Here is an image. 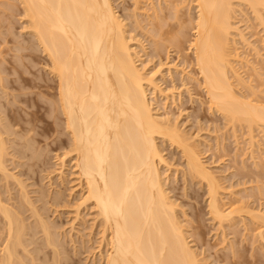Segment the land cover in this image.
<instances>
[{
	"label": "bare ground",
	"instance_id": "bare-ground-1",
	"mask_svg": "<svg viewBox=\"0 0 264 264\" xmlns=\"http://www.w3.org/2000/svg\"><path fill=\"white\" fill-rule=\"evenodd\" d=\"M112 1L7 0L3 1V4L0 3L2 8L4 7L2 9L0 5V43L6 45L2 47H8L4 54L3 48H0V264H69L73 260L69 261L71 256L68 260L66 257L69 254L63 252L65 245L61 244V238L59 240L56 233L59 226L55 228L54 223H50V220L47 221L44 217L47 215L44 214L46 208L43 207L46 193L40 194L38 200L36 198V201H32L28 189L26 190L27 186L23 183L24 180H20L18 175L12 173L11 167L9 168V166L18 168L14 165L19 164V167L23 166L22 161L14 164L16 160H27L34 164L40 161L43 152H39L34 146L35 143H39L35 138L39 135L43 140L49 139L50 136H53L51 137L53 139L58 135L59 142L56 141L68 148L63 149L60 146V151L66 150L60 161L64 164L66 157L73 161L76 177L82 192L84 191L80 207L90 204L93 210H96L94 217L96 221L99 220L97 226L101 229L100 246L103 244L106 247L105 256H100L102 264L202 263L189 245L190 232L186 231V227L177 218L178 206L167 193L166 178H163L159 167L160 165L166 167L167 160L161 153L162 147H159L157 139L169 144L182 155L185 163L183 181L197 180L196 182L206 188V208L211 219L217 222L221 229L224 224L231 228L233 226L232 217L239 210H224L226 208L221 205L219 197L221 186L211 170L209 171L202 163L201 154L191 142L192 138L179 130L171 120L159 117L153 112L148 98L149 88L153 93L160 95L167 93H164L165 91L163 92L156 83L157 74L152 73L148 76L145 74V66L140 62L137 49L130 44L136 43L135 39L128 37L126 22L123 23L124 21L116 15ZM182 2H179V5ZM192 2L196 15L191 21L188 18L187 22L188 27L193 26L191 27L193 40L188 45L192 53L190 65L196 69L195 76L199 77L195 82L207 99L208 111L212 114L217 113L228 121L227 124L235 138L237 124L242 126L241 128L246 127L251 149L255 143H253L255 127L264 137V99L257 101L256 97L253 98L255 94L246 91L247 87L245 92L252 95L251 97L238 93L239 90L235 91L236 87H239V82L245 87L246 79L243 81L239 73L237 74L239 70H236L233 62H237L236 66L240 65L242 68V65L246 66L249 61L242 58L246 60H244L246 64L242 62L237 52L233 55L230 36L231 32L235 31L238 32L241 42L247 41L232 24L233 14H236L234 4L246 5L254 20L261 26V23H264L261 16L263 14L261 12H264V0H192ZM172 4L170 6H173ZM179 5L177 6L180 7ZM177 9L176 6H173V10L170 7V10L174 11L171 18L177 19L179 10ZM158 13L155 9L153 17H150L156 19L158 24L154 25V29L147 31L151 34L154 30L155 34L152 36L154 47L161 43L163 37L161 32L164 22L162 23L163 19L158 17ZM13 14L20 17L17 22H20L19 19L22 21L21 32L30 36L28 39H21L22 42L18 41L20 33L18 32L19 35L14 33L19 37L14 36L13 29L10 28L14 24L9 21L14 18ZM135 24H138L135 25L137 28L140 26L137 21ZM183 26L174 31L175 34L170 37L172 41L168 39V42H175L171 43L174 46L185 43H178L179 37L185 40L188 36ZM179 49L181 51V48ZM37 51L46 57L43 68L48 70V73L43 76H38L39 74L35 76V73L32 77V74L27 72L31 68H28L26 63L32 65L29 62L34 56L35 60L38 58ZM247 66L249 68V64ZM231 73H234V76ZM27 74L31 76L27 77ZM229 74L234 80L237 79L233 81L234 84L230 81ZM249 82L252 83L250 79ZM248 83L246 86L249 88ZM250 89L252 92V88ZM33 97L38 98V101L39 98H44L45 102H37ZM261 101L262 103H259ZM30 105L38 110L43 109L44 115L47 112L49 116L44 119L49 121L37 120L40 112L38 110L34 114L31 112L28 117L23 107L27 108ZM22 111L25 112V116L21 114ZM37 121L43 124V128L54 127L55 131L51 133L57 135L47 137L50 132L46 135V132L40 133V130H36V126L41 127L40 123L37 125ZM168 168L166 167V170ZM30 171L27 169V173ZM10 181H14L19 188L17 197L12 194V189L16 186L11 187ZM183 190L185 191L184 187ZM39 192L40 189L34 194ZM58 196L59 194H54L53 202L57 201ZM40 198L44 200L43 203ZM47 201L48 199L45 202ZM39 202L42 204L39 205L41 207L37 206ZM76 208L78 212L79 209ZM250 214L253 213H249L251 220L260 221L259 223L264 225L262 214ZM262 233L263 231L258 233L260 238ZM64 254L67 256L64 257Z\"/></svg>",
	"mask_w": 264,
	"mask_h": 264
},
{
	"label": "rangeland",
	"instance_id": "rangeland-1",
	"mask_svg": "<svg viewBox=\"0 0 264 264\" xmlns=\"http://www.w3.org/2000/svg\"><path fill=\"white\" fill-rule=\"evenodd\" d=\"M3 1L7 2V0ZM3 1L0 0V3L3 4ZM165 1L166 0H113L112 3H114V9L116 8V15L121 18L120 20L124 21L123 23L126 22L125 25H127L128 28V37H132L133 39H135L134 41L136 43L133 42L134 44H130L133 46V48L137 49L135 50L140 56V62H142V66H145V74L147 76L151 75L152 73L157 74L155 77L156 83L158 84V86H160L163 92L165 91L164 93H167V95H169L167 96L165 94L168 97L166 99L165 95L153 93V91L149 88L148 98L153 107V112L159 117L161 116L162 118H168L174 124H176L179 130H181L182 132L184 131L186 135H189V138H192L193 141L191 142L196 145L197 150L199 149V154H201L200 158H202V163L205 164V167L209 169V171L211 170L210 172L213 173L212 175L215 176L214 178L218 181L219 185L221 186L219 190V197L221 200V205L223 204V206L226 208L224 210L228 209L230 211L233 209H237L239 211L236 210L238 213L235 212L233 215L234 218L232 217L234 221L232 222V228L227 227V224H224L225 226L223 225L224 227H222L221 229L218 226L217 222L213 221L208 214L206 208V188H203L201 183L196 182L197 180H195V182H191L190 179L186 181L187 179L185 178V181L187 183L183 181V171L185 163L182 155H180V152L178 150L170 147L169 144L163 142L161 139H157L158 145H161H159V147H162L161 153H163L164 159L167 160L166 167L168 168L169 166L167 170L165 166H159L160 172L162 173V175H164L163 178H166L165 183L166 189H168L167 193L169 194V197L173 200V202L178 206L177 208H179H176L177 218H179V222L186 227H184L186 231L190 232V234L188 233V242L200 262H202L203 264H264V225L262 226L261 223H259L260 221L255 222L251 220V216H249V213H253L250 215L262 214L261 216L264 217L263 134L261 135L259 133V129L255 127L253 136L255 137L256 141L254 139V141L252 140L253 143H255L252 144L253 147H251V150L249 146V139L246 127L243 126V128H241L242 126L240 127V125L237 124V133L235 134V138L232 134L231 127L228 126V121L224 120V118L219 116V114H212L208 111L207 99H205L204 93L195 82L196 78L199 79V77L195 76L196 69L193 67L192 64L190 65V61H192V53L189 50L188 44H190V41L193 40V30L191 29V27L193 26L188 27L187 21L188 18L190 21L193 20L195 17L194 15H196L194 3L192 2V0H168L169 2L171 1L170 3H165ZM173 2L176 3L174 4ZM179 2L182 3L179 5ZM2 4H0L1 8ZM170 4H172L174 7L176 6L180 10L179 11L177 9L178 13L175 12L177 13V19H174V17L171 18V15L173 14L172 12L174 11H172L173 6H170ZM5 5L7 4L5 3ZM177 5H179L180 7H178ZM169 6L172 7V10H170ZM234 6L235 7L233 8L236 14H233L234 17L232 19L234 20L233 23L232 21L231 23L234 25L235 28H238L239 33L241 32L243 39H245V41L247 40L246 42L250 43H248L249 45H247L246 42H241V39L239 40L238 37V32H231L232 34L230 36V41L232 43L230 48L231 51H233V55L237 52L240 55L239 57L241 59L245 58L247 61H249V68H247V64L246 66L242 65V68L246 67L243 69L239 64L238 67L236 66L237 62H233L236 70H239L237 74L239 73L243 81H245V79L247 81H245V87L242 86L243 83L236 82L239 84V87H236L235 91L239 90L238 93L240 92L243 95L247 94V96L249 97L252 96L249 95L250 93H252L253 95L255 94L253 98L256 97L257 101L258 99L263 100L264 97L262 96H264V23L262 22L261 24L263 26H260V23L254 20L255 18L253 14L246 5L234 4ZM152 7H154L159 12L158 17H161L163 19L162 23L164 22L161 32V36H163L160 40L161 43L158 44V42L156 41L157 38H155V41L158 46L161 45L159 46L158 50V46L154 47L152 42L154 40V38H152V36L155 34L153 32L154 30L151 31L152 35L150 33H147L148 30H152V28L154 29V25L157 21L156 19L155 21L153 18H150L153 17L152 14L155 10ZM2 9H4V7ZM151 9L153 10V12ZM261 13H263L261 14L263 18H261L264 21V12ZM13 15V20L10 19L9 21L11 22V24L14 23L15 25L13 24L12 26H10V28L13 29V31L12 29L10 31H12L13 35L14 33L17 35H19L20 33V37L14 35L16 37H19V42L21 41V39H28L27 37L30 36H27L25 33L24 35L21 32L22 29H20V22L22 23V21L19 19L18 21L20 22H17V19L20 17H18V15L15 16V14ZM149 18L151 19V21ZM135 20L140 24L138 28L135 27V25L138 26V24H135ZM150 22H152V24ZM181 26H183V30H186V34L188 36L185 37V40H182L183 38L179 37V40L177 39L179 42H177L185 43H182L183 45L180 44V46L178 44L174 46L175 42H171L172 40L170 39V37L171 35L173 37V35L175 34L174 31L179 30V27ZM187 29L189 33L187 32ZM163 32L165 33L164 35H162ZM16 37L14 38L17 40ZM168 39H170L171 41L168 42ZM180 39L182 41H180ZM187 41L188 43H186ZM139 43L140 46H142L143 50H141L142 48H139ZM177 45L179 46V48H181V51L177 47ZM2 46L6 47V45H3V43L0 45V48H3L2 53L4 54L8 51V47L5 48ZM10 46L12 47L13 45ZM147 54L149 57L147 56ZM36 55L38 58H36L35 60L34 58L36 56H34V61L31 60L34 63H32L31 61L29 62V64L31 63L33 65V68L32 65H28V63H26L25 61L28 68H31H27L28 70H26L28 74H32V77H34L33 74L35 73V76H37V74H39L38 76H43L44 74L46 75V73H48V70H45V68H43V61L46 57L41 55L40 52ZM232 59L233 58H231V60ZM244 60L242 59L241 61L244 62ZM242 62L238 63L242 64ZM244 63L246 64V62ZM34 64H36V66ZM28 74L26 76L30 77L31 75L28 76ZM231 75L234 76V73H231ZM232 76L230 81L233 83V81H237V79L234 80ZM191 77L192 79H190ZM249 79L252 82H249L251 86L248 83ZM247 83L249 85V88L248 86H246ZM250 88H252V92L249 91L251 90ZM245 89L249 94L245 92ZM33 90L34 89H32V92ZM259 92H262V94H259ZM35 93H37V90L35 91ZM35 97L33 98L37 100V102H45L44 98H42L44 101H42L41 98H39L38 101V98L36 99ZM259 103H262V101ZM30 108H32L31 105L27 108L23 107L25 112H27L26 115L28 117H30L31 112H33L34 114L36 110H38L36 107L32 109ZM38 111H40L41 113L39 112L38 118H36L37 120L49 121L48 119H44L49 116L48 114H46L47 112L44 115L43 109ZM25 112L22 111L21 114L23 115ZM36 123L37 125H39L40 123L39 126L42 127L41 128L36 126V130H40V133L43 131L46 132V135L50 132L46 135L47 137H49V135H57L51 133L52 131H55L54 127H52L54 128V130L51 127L49 129L48 127L43 128V124L41 122L37 121ZM36 133H38V131ZM39 137L35 136V138H37L36 141L39 143H35L34 146L36 150L44 153H42L41 155L42 158L40 157V161H42H38L40 162V165L38 164V162L35 164L32 162L34 164L33 165L31 161L27 162V160L24 161L15 159L16 161H14V164H19L22 161L21 164L24 167H19L20 164H13L14 166H18V168H15L13 166H9V168L11 167L10 170L12 171V173L16 176L18 175L17 177L22 181L24 180L25 182L23 181V183L26 184L27 187L29 186L28 188L26 187V190L28 189V195L29 198H32V201H36V198L38 200L40 194L46 193L44 195V197H46L44 198V200L48 199V201L50 200L49 202L51 203H49L48 201L45 202L46 200L44 201L43 199H41L43 195L41 196L40 200L42 201V203L44 201V204L47 206L50 204L49 207H46L45 205L43 206L46 208L44 214H47L44 217L45 219L47 218V221L50 220V223H54V225H52L55 226V228L59 226L56 228V233L59 237V240L61 238V244L65 245H63V250L65 249L63 252L69 254L68 256L64 254V257L67 256L66 258L68 260L71 258L69 261L73 259L72 263L70 262L71 264H102L103 260L101 261V257L105 256L104 253L106 251V247L103 244L100 246L101 229L97 226L99 220H95L96 210H93L90 204H85L84 206L80 207L79 204H81L82 197H84V191L82 192V189L78 182V177H76L77 173L76 171H74L75 169L73 167V161H71V159L67 157L64 159V164H62V162L60 161V159L63 158L62 155L66 151H63L62 149L60 151V146L63 149L68 148L58 143V135L56 136V138L54 137L53 139L51 138L53 136H50L49 139H47L48 141L45 139H41L43 137H40V139H38ZM51 142H53L54 144H52ZM193 143H191V145ZM37 147H39V149ZM13 168H15V173L13 172ZM27 169L28 171L31 170L30 172H28L29 174L27 173ZM25 173L27 176L25 175ZM255 175H258V177H255ZM12 182L10 183L11 187L15 188L16 184L15 182ZM183 187L185 191L183 190ZM17 188L18 187L16 186L15 189H12V194H15V197H17L16 195H18L17 192L19 191V188ZM39 189L40 192L38 194H34V192H38ZM13 190L16 192H14ZM30 190H33L32 193ZM54 194H59L56 202H53L52 200ZM58 201H60V203ZM40 202L37 203L38 205H36L39 206L41 204ZM75 208L79 209L78 212H76L77 210H75ZM26 214L28 215V213ZM29 221L32 222L31 220ZM58 228L59 230H57ZM260 231H263V235H261L262 239L258 236V233ZM257 236L258 238L255 239V237ZM73 254L75 255L73 256ZM69 261L65 262L69 263Z\"/></svg>",
	"mask_w": 264,
	"mask_h": 264
}]
</instances>
